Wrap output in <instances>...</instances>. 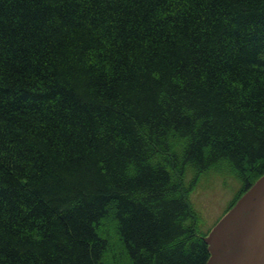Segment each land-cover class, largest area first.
Wrapping results in <instances>:
<instances>
[{
  "label": "trees",
  "instance_id": "1",
  "mask_svg": "<svg viewBox=\"0 0 264 264\" xmlns=\"http://www.w3.org/2000/svg\"><path fill=\"white\" fill-rule=\"evenodd\" d=\"M213 171L264 174V0H0V264H205Z\"/></svg>",
  "mask_w": 264,
  "mask_h": 264
},
{
  "label": "water",
  "instance_id": "2",
  "mask_svg": "<svg viewBox=\"0 0 264 264\" xmlns=\"http://www.w3.org/2000/svg\"><path fill=\"white\" fill-rule=\"evenodd\" d=\"M223 214L203 238L205 264H264V174Z\"/></svg>",
  "mask_w": 264,
  "mask_h": 264
},
{
  "label": "rangeland",
  "instance_id": "3",
  "mask_svg": "<svg viewBox=\"0 0 264 264\" xmlns=\"http://www.w3.org/2000/svg\"><path fill=\"white\" fill-rule=\"evenodd\" d=\"M240 183L234 177H221L215 171L204 177L190 196L193 208L209 229L236 199Z\"/></svg>",
  "mask_w": 264,
  "mask_h": 264
}]
</instances>
